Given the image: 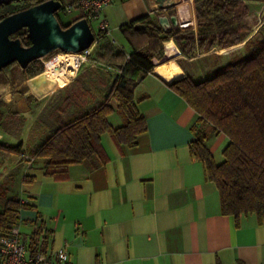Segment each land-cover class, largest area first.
Here are the masks:
<instances>
[{"label":"crops","instance_id":"0c3cea01","mask_svg":"<svg viewBox=\"0 0 264 264\" xmlns=\"http://www.w3.org/2000/svg\"><path fill=\"white\" fill-rule=\"evenodd\" d=\"M191 5L193 9V0ZM155 7V0H115L104 9L103 17L108 25L109 21L120 24L114 27L120 30L136 19L152 16ZM74 12L76 19L83 18L80 11ZM121 37L127 43L122 33ZM167 43L175 46L176 53L167 58L164 48V59L154 66L176 60L182 74L175 80L186 77L178 62L186 58L172 40L164 47ZM127 45L130 51L126 55L141 47ZM72 80L60 89L72 90L76 83ZM171 82L153 71L140 78L134 99L145 119L146 132L131 148L118 146L109 134H103L100 143L106 162L94 158L71 165L64 181L44 177V160L29 157L31 151H25L30 137L34 150L61 123L58 119L50 129L39 122L36 130L43 132L32 135L45 104L37 115L31 114L33 99L29 95L39 97L41 88L48 86H29L25 80L13 85L17 88L9 93L8 114H20L24 128L18 137L1 130L0 142L12 139L22 145L21 157L31 159L29 163L16 159L4 172L6 175L26 164L21 179L34 178L32 183L23 184L25 197L19 198L33 207L20 211L19 228L29 247L30 236L38 234L42 251L64 247L70 264H264V223L255 215H241L238 220L222 215L216 185L206 179L202 163L189 150L190 143L205 134V145L220 164L228 139L200 123L198 114L169 87ZM110 106L109 124L112 128L123 126L116 102L111 100ZM82 107L77 111L68 107L69 118L84 112L86 104Z\"/></svg>","mask_w":264,"mask_h":264},{"label":"trees","instance_id":"16d2710c","mask_svg":"<svg viewBox=\"0 0 264 264\" xmlns=\"http://www.w3.org/2000/svg\"><path fill=\"white\" fill-rule=\"evenodd\" d=\"M45 1L23 0L2 5L0 20ZM75 1L69 0L70 3ZM246 2L264 6V0H193L195 31L175 28L163 32L154 22L149 23L151 28L147 26L145 30L136 31L134 25L143 17L122 26L120 31L127 43L132 47L141 46L129 54L128 60L122 49L112 47L106 37L100 36L98 43H102V54L98 61L121 70L122 74L114 80L99 105L59 123L30 152L31 157L44 160V177L64 181L71 165L94 158L105 163L107 157L100 143L103 134H109L118 146L134 147L138 137L146 132L145 119L137 109L134 90L138 80L153 71L167 82L172 81L169 87L198 114L200 123L211 126L213 134L224 135L229 141L220 164L215 162L205 145L208 139L205 134H199L189 145L192 156L202 163L206 179L218 189L221 214L234 216L236 220L241 215H255L259 223H264V25L255 33L244 26L249 15ZM12 38L19 39L23 47L30 46L25 29ZM170 40L189 60L244 43L239 48L243 49V55H234L204 81L196 83L188 75L175 80L182 74L176 60L156 67L152 62L163 58V44ZM213 55L222 59L220 55ZM180 65L183 67L181 62ZM43 72L44 63L36 60L21 70V76L25 81L34 77L36 80ZM111 100L116 102V111L123 120V126L119 128H112L108 122V116L113 112ZM5 104L0 97V131L7 133L3 127L9 115L3 110ZM21 147V144L9 146L0 142V155L15 152L20 155ZM7 176L0 183V197L4 204L0 211V236H7L13 227L19 225L21 210L33 208L19 198L5 197L7 188L4 185L11 182ZM33 179L24 176L22 183L30 184ZM37 238L38 234L32 236L31 249H34ZM238 264L244 263L239 261Z\"/></svg>","mask_w":264,"mask_h":264},{"label":"rangeland","instance_id":"374dc122","mask_svg":"<svg viewBox=\"0 0 264 264\" xmlns=\"http://www.w3.org/2000/svg\"><path fill=\"white\" fill-rule=\"evenodd\" d=\"M61 1L64 4L69 2V0ZM245 6L248 9L249 15L245 19L243 24L246 28L252 30L253 33H255L259 27L264 25V6L255 2H246ZM107 12L106 14L108 15ZM56 15L61 24L74 21L77 18L75 12L66 14L59 11ZM110 17L111 19H116L115 15H110ZM109 22V27L112 30V38H107V40L109 41L110 45L114 48L122 49L124 54L128 53L130 51V47L127 45V43L123 41L119 27L114 28L116 27L115 25L120 26V24H116L115 21ZM89 26L94 34H98L96 22H89ZM114 40L116 41V44L114 43ZM241 45L243 46V44H240L236 47H231L224 50H214L206 55H202V57L197 61L190 62L188 61L189 59L186 60L181 58L178 60V62L182 63V68L186 71L187 75L190 76L197 83L210 78L214 74V71L216 69L230 61V59L233 58L234 55H243V49H239L242 47ZM101 46L102 43L99 42L89 48L91 49V54L89 57H87L86 63L79 67L78 73L72 80V82L76 81V83L73 85L72 90L69 88L55 89L52 86H48L47 88L41 89V91H39L41 92V95L39 97L33 94L29 95L31 96V100L33 99V101L30 102V106L33 105V112L31 114L37 115L41 107L45 104L44 110L36 120V125H34L35 127L32 130V135H34L35 132H43V130L41 129H39V131L36 130V127L39 128V122H42V124L49 125L50 129H54V122L58 119L60 122H66L68 117L70 116V109L68 107H71L72 109L77 111L76 109L83 108L82 104H86V108L82 109V111H87L88 108L96 107L103 101L105 95L109 92V89L111 88L114 80L121 75L117 73L116 68L108 66L106 64H102L98 61L102 54ZM220 52L223 53L221 54ZM59 54L67 55L64 53H52L46 58H43L41 62L45 65L46 62H50ZM213 54L220 55L222 59H218ZM74 55H81L82 57H84V55L82 54ZM163 59L164 52L161 61ZM158 61L160 60H157L156 62ZM10 68L11 65L8 68L6 67L0 71V97L6 103L3 110L6 111L7 114L10 113L9 107L7 106V99L9 98V93H12L15 88H17V86L15 87L13 85L21 83L23 80L21 76V68L18 65H13L11 73H8V70ZM196 74H200L198 75L199 77H196ZM71 92H73V94H71ZM68 95L70 97H67ZM20 117L22 116L17 113L8 115V119H6V123L3 126L7 134L13 135L14 137L22 135L24 127L22 126V121ZM33 143L34 140L32 137H30V140L26 142L25 151H28V153L29 151H32L33 149L31 144ZM6 144L18 146L12 139H8L6 141ZM29 157H31V155ZM16 159H22L25 163H29L31 161L30 158H25V156L22 158L21 155L16 152L7 155L6 157L0 155V183L7 175H9L7 177L11 181L9 183L8 181H6L8 184L4 185V187L7 188V193L5 195L6 198L25 197L21 176L26 170V164L4 175L6 169H8ZM3 207L4 204L0 197V211L3 209Z\"/></svg>","mask_w":264,"mask_h":264},{"label":"water","instance_id":"95a60500","mask_svg":"<svg viewBox=\"0 0 264 264\" xmlns=\"http://www.w3.org/2000/svg\"><path fill=\"white\" fill-rule=\"evenodd\" d=\"M19 1L23 0H0V6ZM178 1L155 0L156 7L151 14L157 15L154 23L163 32H167L170 26L182 30H193L195 27L194 11L177 4ZM60 9L61 1L47 0L0 20V71L12 64L24 70L31 62L42 61L55 51L81 54L94 44L95 34L87 20L82 18L64 28L56 17ZM168 11L172 14H164ZM146 27L140 22L134 25L136 31L145 30ZM22 29L27 31L29 47H23L19 39L12 38Z\"/></svg>","mask_w":264,"mask_h":264},{"label":"built area","instance_id":"2783aa9c","mask_svg":"<svg viewBox=\"0 0 264 264\" xmlns=\"http://www.w3.org/2000/svg\"><path fill=\"white\" fill-rule=\"evenodd\" d=\"M115 0H76L74 3H62L60 12L72 13L80 11L89 24V22L97 23V33L95 34L96 45L101 37L112 38V30L110 29L107 21L103 17V11L108 6L112 5ZM153 12V11H152ZM151 12V13H152ZM116 44V41L114 40ZM78 55L80 63L83 65L87 61V57L91 54V49H88ZM129 55H126V60ZM157 59H153L155 64ZM119 75L122 71L116 69ZM36 233V227L33 231ZM30 240L32 237L30 236ZM26 239L20 232L19 225L11 229L10 234L7 236H0V264H70L69 255L66 248L62 247L51 251H42V243L37 241L34 249H31ZM29 240V241H30Z\"/></svg>","mask_w":264,"mask_h":264},{"label":"bare ground","instance_id":"6f19581e","mask_svg":"<svg viewBox=\"0 0 264 264\" xmlns=\"http://www.w3.org/2000/svg\"><path fill=\"white\" fill-rule=\"evenodd\" d=\"M177 4L184 7L187 6L190 8V10L193 11L191 0H182L181 2H177ZM190 16L193 20V13H191ZM164 48H165V55L167 58L172 57L177 51L172 43L165 44ZM220 53L222 54L223 52ZM81 66L82 64L80 63L79 56L74 54H69V55L59 54L56 58H54L50 62L45 63L44 72L43 74L41 73L42 75L38 79L35 80L34 77L30 80H27V84L29 86H34L39 88L46 85V86H52L55 89H60L66 86L68 83H70V81L76 76L79 67Z\"/></svg>","mask_w":264,"mask_h":264},{"label":"flooded vegetation","instance_id":"af4514ba","mask_svg":"<svg viewBox=\"0 0 264 264\" xmlns=\"http://www.w3.org/2000/svg\"><path fill=\"white\" fill-rule=\"evenodd\" d=\"M164 14H172V12L171 11H168L167 13H164ZM155 16H157V15L155 14V15H152V16H145L144 19H142L140 21V23L145 24L146 26H149V23L150 22H155V20H154L155 19ZM173 29H175V28H173L172 26H170V28H168V31L169 30H173ZM53 53H62V52L55 51Z\"/></svg>","mask_w":264,"mask_h":264}]
</instances>
